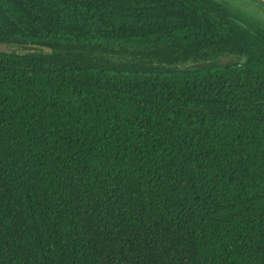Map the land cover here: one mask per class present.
I'll list each match as a JSON object with an SVG mask.
<instances>
[{
    "label": "trees",
    "instance_id": "16d2710c",
    "mask_svg": "<svg viewBox=\"0 0 264 264\" xmlns=\"http://www.w3.org/2000/svg\"><path fill=\"white\" fill-rule=\"evenodd\" d=\"M0 42V264H264V19L0 0Z\"/></svg>",
    "mask_w": 264,
    "mask_h": 264
},
{
    "label": "rangeland",
    "instance_id": "374dc122",
    "mask_svg": "<svg viewBox=\"0 0 264 264\" xmlns=\"http://www.w3.org/2000/svg\"><path fill=\"white\" fill-rule=\"evenodd\" d=\"M236 10H239L243 15L245 13L250 17L256 16L264 19V4L256 0H227ZM245 11V12H244Z\"/></svg>",
    "mask_w": 264,
    "mask_h": 264
},
{
    "label": "water",
    "instance_id": "95a60500",
    "mask_svg": "<svg viewBox=\"0 0 264 264\" xmlns=\"http://www.w3.org/2000/svg\"><path fill=\"white\" fill-rule=\"evenodd\" d=\"M264 4V0H256ZM18 48L17 44H11L9 42H0V52L5 53H15ZM240 61L239 57H224L219 60V64H226L230 62H237Z\"/></svg>",
    "mask_w": 264,
    "mask_h": 264
}]
</instances>
